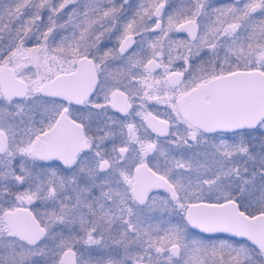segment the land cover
Instances as JSON below:
<instances>
[{
	"label": "snow or ice",
	"instance_id": "1",
	"mask_svg": "<svg viewBox=\"0 0 264 264\" xmlns=\"http://www.w3.org/2000/svg\"><path fill=\"white\" fill-rule=\"evenodd\" d=\"M0 264H264V0H0Z\"/></svg>",
	"mask_w": 264,
	"mask_h": 264
}]
</instances>
